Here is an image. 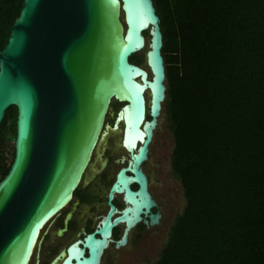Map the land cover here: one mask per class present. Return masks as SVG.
Here are the masks:
<instances>
[{"label": "water", "instance_id": "1", "mask_svg": "<svg viewBox=\"0 0 264 264\" xmlns=\"http://www.w3.org/2000/svg\"><path fill=\"white\" fill-rule=\"evenodd\" d=\"M162 44L152 0H22L0 50V126L16 107L13 158L0 180V264H28L111 133L127 163L108 189V210L48 264H101L117 224H125L114 242L120 247L135 223L157 222L140 164L165 98ZM141 51V64L129 60ZM113 101L120 106L110 124ZM115 195L123 208L112 203Z\"/></svg>", "mask_w": 264, "mask_h": 264}, {"label": "trees", "instance_id": "2", "mask_svg": "<svg viewBox=\"0 0 264 264\" xmlns=\"http://www.w3.org/2000/svg\"><path fill=\"white\" fill-rule=\"evenodd\" d=\"M152 1L170 171L184 198L152 264H264V0ZM21 2L0 0V50ZM15 117L11 106L0 126V180Z\"/></svg>", "mask_w": 264, "mask_h": 264}, {"label": "flooded vegetation", "instance_id": "3", "mask_svg": "<svg viewBox=\"0 0 264 264\" xmlns=\"http://www.w3.org/2000/svg\"><path fill=\"white\" fill-rule=\"evenodd\" d=\"M113 119L114 116L112 118V122ZM112 122L110 124H112ZM107 139L105 143L100 146L99 149H95V151L92 153L89 163L84 170L82 178L77 188L73 192L71 200L68 202V204L65 207H63V209L59 212V214L54 217L53 222L51 221L52 222L51 227L52 226L55 227L54 233L51 232V227H50L47 231L44 232V235H42L40 246L33 254V256L35 257L33 264L39 263V259H37L39 258L38 252L40 251L41 245L44 246L47 240L61 238L62 236L67 235L68 233H72V235H74L72 236L74 238L71 240L70 243L78 239H82L85 236V234L92 232L96 228L98 221L101 219L103 215L106 214L108 210V205H107L108 189L112 184V182L114 181L115 174L117 173V171L121 167L126 166L127 163L126 159L122 162L120 161L122 155L127 157V153L123 150L121 143L118 141V148L120 152L118 154H113V152L109 151L106 148ZM151 144L152 142L149 144L147 157L140 164V167L147 179V189L152 199L155 201V206L150 209V213L151 214L158 213L159 214L158 220L155 224L152 225L144 224L142 220L135 223L128 231L126 243L120 247H116L114 242L121 237L123 230L125 228V224L124 223L117 224L112 229L111 237L113 242L109 244L108 248L112 247L114 250H119L121 248H128L132 243L137 242L141 238L142 233L145 232L146 230L148 229L157 230L158 227L160 226L163 215L165 214L166 204H163V199L161 197L159 198L155 193V188L159 187L161 183V181L158 178L159 172L157 169H152V170L150 169ZM114 165H118V168L113 172L112 175ZM111 175L113 177L112 181L107 186V181L110 179ZM136 188L137 185L135 183H132L131 189L135 190ZM112 203L118 209L123 208L124 204L122 200V195H115L112 200ZM68 212H72V214L67 222V226L64 229V219ZM142 219H146L147 221H149L148 216L145 215H142ZM61 229L64 230L59 233L58 231ZM88 229H90V231H88ZM70 243H68L64 248H66ZM60 250L57 252V254L60 252ZM104 254L101 259V264H103L102 260Z\"/></svg>", "mask_w": 264, "mask_h": 264}, {"label": "rangeland", "instance_id": "4", "mask_svg": "<svg viewBox=\"0 0 264 264\" xmlns=\"http://www.w3.org/2000/svg\"><path fill=\"white\" fill-rule=\"evenodd\" d=\"M146 39L148 35L145 33ZM141 60L144 61V52L137 53ZM136 54V56H138ZM118 103H111V110L107 119L111 120L115 114ZM160 122L153 135L151 144V165L150 169H157L159 172L158 178L161 181L160 186L155 188L157 196L163 199V204H166L165 214L163 215L160 226L157 230L148 229L142 233L141 238L132 243L128 248L114 250L108 248L103 257V264H152L158 257L159 250L166 241L169 231V226L174 217L181 212L184 206L183 192L179 182L173 177L170 171V154L173 147V139L169 129L166 126L165 115L161 112ZM13 137L10 132H7L1 146L6 163L9 162L12 156ZM119 135L111 133L107 139V149L113 154L120 152L118 148ZM118 168V165L113 166V172ZM112 175L107 181V186L112 181ZM53 222V220H52ZM52 222L45 227L47 231ZM44 231V232H45ZM55 227H51V232L54 233ZM44 232L41 235H44ZM72 233H68L61 238L50 239L46 241L44 246L41 245L39 253V263L47 264L57 252L64 248L71 240ZM81 236V235H79ZM35 257L32 256L29 264L34 263Z\"/></svg>", "mask_w": 264, "mask_h": 264}, {"label": "bare ground", "instance_id": "5", "mask_svg": "<svg viewBox=\"0 0 264 264\" xmlns=\"http://www.w3.org/2000/svg\"><path fill=\"white\" fill-rule=\"evenodd\" d=\"M54 217H55V216H54ZM53 219H54V218H52V219L49 221V223L46 224V226L49 225L50 222H51ZM39 237H40V236H39ZM34 251H36V249H35ZM32 253H33V252H32ZM31 255H32V254H31ZM29 262H30V260H29ZM29 262H28V264H29Z\"/></svg>", "mask_w": 264, "mask_h": 264}]
</instances>
